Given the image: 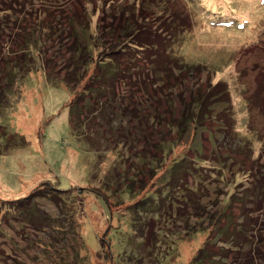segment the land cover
I'll list each match as a JSON object with an SVG mask.
<instances>
[{"label": "rangeland", "instance_id": "rangeland-1", "mask_svg": "<svg viewBox=\"0 0 264 264\" xmlns=\"http://www.w3.org/2000/svg\"><path fill=\"white\" fill-rule=\"evenodd\" d=\"M109 1L74 0L61 4L56 0H0V8L14 5L16 14L11 19L18 21L15 27L12 25L13 35L5 32L9 37L2 34L6 27L0 28V92L5 86L1 78L7 73L6 68L1 67L2 55L10 62L15 54L19 56L22 53V41L16 42L15 38L18 34H24L31 21H37L35 16L39 19L40 15V20L47 17L50 21L58 17L61 20L58 30L63 31L57 37H62V44L56 38L50 41L47 36L42 37L46 42L38 53L37 66L31 67L34 73L8 92L0 109V264H112V258L117 264L120 257L122 264H159V260L165 256L166 264H194L193 260L200 249L208 245L215 253L221 242L229 241H226L228 236L221 240L216 238L224 225V222L218 221L217 212L225 211V207L236 221L234 228L241 223L248 226L247 229L253 227L257 230L264 224L262 197L249 200L238 189L247 180L252 162L258 161V164L264 165V0H168L173 3L167 11L161 1V9L165 11L163 15H159L156 6L158 0H155L141 13V20L146 17L152 20L149 21L152 22L151 28L146 27L155 33L153 36L157 37L159 49L163 51L165 46H173L166 56H160L159 49L158 52L152 50L149 53L155 51L154 54L160 57L166 69L173 73L169 84L179 80L185 82V86H178L176 93L189 88L196 90L198 86L205 94L209 91V85L227 84L229 96L223 98L226 104H218L220 109L216 110L217 114L213 113L214 117L205 121V129L198 131L193 144L202 145V157L203 154L210 158L216 153L223 155L227 152L236 160L231 164L232 169L228 168L222 173L224 177L215 176L219 179L215 188L194 196L199 199L208 193L197 202L198 213L205 211L207 214L204 218L196 219L197 211L190 206L182 211L176 209L173 216L169 215L168 221L149 220L148 229L145 233L143 230L133 235L135 239H132L133 236L129 239V229L125 227L133 206L151 193L162 198L161 204L169 192H174L179 182L190 184L189 173H181V170L175 174L179 180L173 184L163 185L161 179L166 176L176 157L185 155L187 159H193L198 153L190 147L191 142L174 147V152L167 156L159 172L139 178L147 188L136 199L122 198V189L113 192L105 190L104 179L112 174L113 165L122 153L125 155L129 151L136 155L144 152L145 156L161 158V152L153 146H158V142L162 141L158 134L161 127L156 124L152 126V122L147 124L146 117L149 114L161 115L164 125V121H169L171 117L178 118V111L182 108L180 100L174 103L176 93L171 92L168 82L164 87L143 83L141 70L136 67H142L144 61L138 60L137 53L133 51L121 57V72L110 76L108 82L103 84L106 86L105 93L102 90L96 93L101 80L97 77L90 80L95 73H99L95 66L90 68L83 84H74V94L62 83L69 67L70 54L66 45L72 44L67 18L78 14L80 18L84 9L90 14L97 9L93 18V26L96 27L103 17V10H107L105 23L112 27L114 22L120 20V14L115 15L111 7L104 8V2ZM116 1L121 5L124 1V6L134 3V0ZM16 2H20L21 6L16 7ZM136 4L139 2L136 1ZM27 12L32 13L33 18ZM166 12H175L178 31L185 29L191 35L186 38L178 35L173 43L166 29L171 14ZM2 16L1 13L0 21L5 19ZM158 19L164 20V30L156 24ZM55 24L58 25V22ZM102 27L108 28L104 23ZM34 28L36 25L33 23L32 31ZM171 31L170 34H174ZM194 66L200 68L191 69ZM84 88L87 91H83ZM223 88L220 86L217 91ZM81 92L93 105L82 109L79 119H75L77 122L84 121L88 130L89 127L97 129L92 149L89 142L75 136L71 124V103ZM107 95L113 101V106L108 109L107 102L100 117L94 118L92 112L98 105V98L104 99ZM251 96L254 97V111L253 118H248L245 100ZM110 109L118 112L119 116L111 118L107 113ZM234 113L236 122L232 126L231 115ZM124 115L142 116L148 134L154 133L151 135L152 145H146L141 137L134 151H130L129 147L121 148L123 151L117 149V139L111 134L116 133L118 137L124 135L121 138L132 141L140 128V119L121 118ZM121 119L126 120L123 125ZM115 123H118L117 129H113ZM195 129L192 128L193 134ZM125 160L128 161L123 166L125 170L136 166V160ZM189 167L195 168L192 164ZM48 182L59 190H71L66 197L70 200L73 198L74 203L65 206L62 198L57 197L58 201H54L56 196L27 201L33 193L45 189L43 184ZM259 184H264L261 179ZM183 186V182L180 183L179 187ZM260 192L262 196L259 189ZM229 198L233 200L231 206L227 202ZM167 204L164 202L162 207L165 208ZM205 205L206 208H203ZM8 206L12 207L10 211ZM69 211L74 215L71 216ZM244 212L247 218L244 222L239 221ZM49 216L60 223H50ZM233 230H228L230 236ZM141 234L145 237L143 241L138 239ZM128 240L129 250L133 249L136 255L131 258L129 253H124ZM239 240L242 241L241 237ZM254 263L262 264L259 260Z\"/></svg>", "mask_w": 264, "mask_h": 264}, {"label": "trees", "instance_id": "trees-1", "mask_svg": "<svg viewBox=\"0 0 264 264\" xmlns=\"http://www.w3.org/2000/svg\"><path fill=\"white\" fill-rule=\"evenodd\" d=\"M67 3L68 1L74 2V0H56V2ZM79 1V0H78ZM123 1V0H121ZM129 1V0H127ZM136 1L139 2L138 6L136 4ZM155 2V0H134V3L128 4L124 6L119 3V1L116 0H110L109 2H104V8L111 7L115 15L116 13L120 14V20L116 23L114 22L112 24V27H109L111 25L106 24V18L105 14L107 10H103V17L98 22V25L96 27L93 26V18L96 15V10L90 14L88 10H83V13L81 17L79 18V14L76 16L68 17L67 21L70 23V29H71V37L72 40L71 45H66V47H69L67 50H69V67L66 69L68 70L66 72V78H64L62 83L68 86V88L71 90H75L76 88L74 84L81 85L84 83L85 79L88 76L89 70L92 66H95V69L99 70V73L95 76H93L90 80H93L95 77L98 78V80H101L100 88L96 89V93H98L100 90L106 91V86L104 87V83L108 82V79L112 75H118V73L121 72L122 67L120 65L122 56L126 57L129 54H132L133 52L137 53V59L144 61L142 63V67H136L141 70V75L143 78V83L150 82L155 87L157 86H170V89L172 90L173 94L177 92L178 86L181 88L184 85V81L179 80L180 83L175 82L174 84H169L172 80L173 73H171L170 70L166 69L165 65L162 63L160 57L157 54H154L155 51L158 52L159 46L157 37L153 36L155 33L151 30H148L146 26H149L151 28L152 21L150 18H145L141 20V13L146 10V6L150 2ZM160 1V2H158ZM157 3V11L159 12V15L164 14V10L161 9V1L166 9H170V4L173 2H170L168 0H158ZM5 3V1H2ZM20 2H16L17 5H20ZM127 4V3H126ZM7 7V5H6ZM26 8V6H24ZM3 14L4 20L0 21V28H4V31L2 34H6L5 32H9V35H13L12 31V25L15 27V24H17V20L12 21L11 16L16 14V9L14 5H11L7 8H0V14ZM32 18L33 14L27 12ZM166 14H171L169 21L166 23V29H168V35L172 39L173 43L174 40L177 39L178 35H181V37H188L191 34L187 33V31L181 30L178 31V25H177V15H175V12H166ZM108 15V14H107ZM37 21H31L29 28L26 29L24 34H18L16 36V42L19 40L22 41V45L20 46V50L22 51L19 56L17 54L14 55V57L11 59L12 61L8 62L5 55L3 54L2 57V65L1 67L6 68V74L1 78L2 83H4V88L0 92V109L2 106H4L6 96L8 92H11L13 88L22 80H25L28 76H31L32 73H34L31 70V67H36L37 63L39 61L38 59V53L43 50V47L45 46V40L42 38L43 36H47V38L51 41L54 40V38L58 39L59 43L62 44V37L57 38L60 36V33L63 31L58 30V26H60L61 20L59 21L58 17L51 18V21L47 19V17H44L42 20L41 16L39 15V19H37V16H35ZM77 17V18H76ZM86 20H81V19ZM90 18V20H89ZM1 19V17H0ZM55 20L54 22L52 20ZM123 19V20H122ZM40 20V21H39ZM115 21V20H114ZM122 21V22H121ZM29 22V21H27ZM58 22V25L54 23ZM121 22V23H120ZM14 23V24H13ZM33 23L36 25V28L32 31ZM103 23L108 28H104ZM164 20L158 19L156 24L158 26H163ZM28 24V23H27ZM116 24V25H115ZM145 24V25H144ZM170 30L174 32L170 34ZM171 31V32H172ZM166 32V31H165ZM167 33V32H166ZM45 34V35H44ZM9 35L6 34L7 37ZM165 35H160V37ZM177 36V37H176ZM155 38V41L153 39ZM157 41V42H156ZM67 42H65L63 45H65ZM173 46H165L164 50L159 49V55L160 56H166L168 51H172ZM152 50H155L152 54L149 52H152ZM133 51V52H131ZM14 53V52H12ZM158 57V58H157ZM164 65L163 66H161ZM179 64V63H178ZM135 66V65H134ZM200 67H191L193 70H197ZM95 70V72H96ZM131 70V69H130ZM128 72V70H125ZM3 72V71H2ZM3 74V73H2ZM169 80V81H167ZM146 85V84H144ZM87 86V84H86ZM224 86L222 90L217 91L218 87ZM197 86L196 90H192L189 88L188 90H184L181 93H176L175 96L177 97L174 101V103L177 102V100H180L182 108L179 109V117L176 118V116L171 117L169 121H164V125L161 123V120L164 119L161 115H155V114H149L146 117V123L150 124L152 122V126L159 125L161 127V130L158 132L160 134L161 140L158 143V146L155 147L158 152H161V158L158 157H151V156H145L144 152H138L136 155H132L129 151L128 153L124 155L122 153V156L117 157L118 160L113 165L114 171H112V174L107 176V178L104 179L105 185L107 189L105 190L107 192H113L117 189H122V198H130V199H136L138 196H140L147 188V185L145 182L139 181V178L141 176L146 177V175L155 174L154 172L161 169V166L165 163V159L168 155L172 154L174 152V147H180L184 146V144H189L191 142V148L196 150L198 154H195L193 159H187V156L182 155L181 157H176L174 159V164L171 165L168 172L166 173V176L161 179V182L163 185H166L168 183H174V181H178L176 177V173L178 170H181L180 172L189 173L191 177V185L189 182L181 181L179 184L175 187L174 192H169L166 195L165 200L162 202L164 204H167L168 201H170L165 208L161 202V197H157L154 194H150L149 197L138 201L137 204L133 206V212L131 213V217H127L126 223L129 230L127 231L129 235V239L131 236L138 234V232H143L148 229L149 220H165L168 221L169 215H174L175 210L182 211V209H186L188 206L191 208H194L195 211L199 209L198 203L199 199L205 198L207 194L202 195L199 199H195L194 196L197 194L204 192V190H209L211 188H215V186L218 185L216 183L219 179H217L215 176L220 178L223 172H225L226 169L231 167V164L235 162L236 159H233L230 157L227 152L225 154H215L213 157L207 158L204 156L202 157V145L200 144H193L194 138L198 131H202L205 129V121L207 119H212L214 117L213 113H216V110L218 111L220 109V106L218 104L222 105L225 103L224 97L229 96L228 88L226 83H220L217 85H209L208 89L209 91H206L205 94L201 93L200 88ZM91 90V88H89ZM83 91H87L86 88L83 89ZM101 91V92H102ZM93 92V91H92ZM163 93H165L164 89L162 90ZM179 92V91H178ZM217 92V93H216ZM73 93V92H72ZM95 93V92H93ZM74 94V93H73ZM85 93L81 92L78 93V96L76 99L73 100L71 103V124L72 129L74 131L75 136L79 140H86L89 142V146L94 147L95 144V135L96 130L90 128L91 130H95L94 133H92V130H88V126L84 124V121H76V119H79V115L82 113V109L85 107H90L93 105V102L90 101V99L85 98ZM94 95V94H93ZM97 95V94H96ZM164 96H166L164 94ZM99 97V95H98ZM213 102H211L212 98ZM217 99V100H215ZM187 100L188 103H187ZM246 111L248 118H253V111L254 108L252 107V104L254 103V97L251 96L250 98H247L246 100ZM108 102V109L113 106V101L109 99V95L105 97L104 99L98 98V105L95 106L93 109V117L97 118L100 117V114L104 112V109ZM117 104V103H116ZM114 104V105H116ZM167 104H169V101H167ZM226 104V103H225ZM101 105L100 108H98ZM173 104H171L172 106ZM169 106V105H168ZM94 107V106H93ZM170 107V106H169ZM98 108V109H97ZM151 108V105H150ZM106 109V110H108ZM105 110V111H106ZM231 112V109H229ZM109 115H111L114 118H117L119 116V113L114 111L113 109H110L109 112H107ZM232 116V126H234V122H236V115L235 113L231 115ZM142 117V116H141ZM141 117L138 115L136 117H127L124 115V117L121 118H127L131 120H137L139 121V130L136 132V134L133 136L132 141L126 139L124 140L121 138L124 135L117 136L116 133L113 135L111 134V137L117 139V143L115 145H118V148L120 151H123L125 147H129L130 151H134L136 148L137 143L141 139V137L146 141V145L153 144L151 135H154V133L148 134V130L145 128ZM76 118V119H75ZM3 119V118H2ZM121 119L122 123L124 124L126 120ZM166 119V118H165ZM158 121V122H157ZM112 122V121H111ZM163 122V120H162ZM248 122V121H245ZM111 126V125H110ZM118 123H115L113 125V129H117ZM167 127L168 129H165ZM195 127L194 134L192 131V128ZM251 129V128H250ZM150 131V130H149ZM155 132V131H154ZM236 132L239 133V130L236 126ZM1 133V132H0ZM157 133V132H156ZM192 133V134H191ZM141 147V146H140ZM121 148L123 150H121ZM98 151H100L99 148H97ZM252 152V151H251ZM125 159H134L136 160V166L134 168H130L125 170L123 167L125 163L128 161ZM194 165V169H190V165ZM261 164V163H260ZM258 164V161L252 162L251 168L248 170L249 176L247 177V180H245L244 183H241V187H239V191H241V195L243 194L245 198L253 200L256 196L260 199H262V204L264 203V184L262 186L259 184V179H261L264 183V165ZM142 166V167H141ZM141 167V168H140ZM119 171L117 172L116 170ZM233 171V170H232ZM98 172V171H97ZM234 174V173H233ZM97 176V173H94V177ZM155 177L157 175H154ZM225 176V175H224ZM223 176V177H224ZM186 180V178H185ZM184 184V186L181 188L180 183ZM221 182V180L219 181ZM139 185V187L136 190V187ZM41 187V186H40ZM43 187L45 189H42L41 191H36V193H33V195L30 196V199L27 201H32V199L37 198H53L54 201H58V198H62L63 204H71L74 203L73 198L70 200V198H67L66 196L70 195V191H62L58 188L54 187L51 183H44ZM111 188V189H110ZM183 188H186L184 190ZM262 191V196L261 192ZM84 190V189H83ZM237 190V189H236ZM188 193V194H186ZM254 195V196H253ZM129 196V197H128ZM176 198V200H175ZM27 199V198H26ZM243 200V199H242ZM246 200V199H244ZM26 201V202H27ZM248 201V200H246ZM5 202V201H3ZM16 202V201H12ZM230 206L232 205V198H229L227 201ZM11 203V202H7ZM28 203V202H27ZM60 203V201L58 202ZM82 203V201H81ZM83 204V203H82ZM12 207H14L13 204H11ZM59 205V204H58ZM9 210H11V206H8ZM76 207V206H75ZM206 208V205L203 207ZM225 207V211H226ZM220 212L218 215V221L224 222V225L222 226V229L219 231L220 235L217 236L219 240H221L222 237L228 236V239L226 241L228 242H221V246L218 249L217 252L213 253L207 246L205 248L200 249L198 254L195 256L193 263L194 264H255L254 262L256 260H259L262 264H264V224L260 226L261 229H255L251 227V229H247L243 226L241 223H237L235 225V228L233 225L236 223L234 218L230 216V212L228 213V210ZM205 212V211H204ZM198 213L196 212V215L194 216L196 219L198 218H204L206 213ZM69 213H72L69 211ZM176 213V212H175ZM74 215V213L71 214V216ZM247 216L245 215V212L242 213L239 217V221H243L246 219ZM49 221L52 224L60 223L56 218L53 219V217L49 216ZM60 219V218H59ZM172 221V220H171ZM132 223V225H131ZM244 224V223H243ZM140 225V226H139ZM139 227V228H137ZM143 227V228H142ZM233 227V228H232ZM250 227V226H249ZM234 229L232 231V236H230L228 230ZM236 229V231H235ZM45 232V231H42ZM143 233V234H144ZM141 234V236L138 237L139 241L144 240V235ZM230 236V237H229ZM242 239L240 241L239 239ZM230 238V239H229ZM132 239H135L133 236ZM85 242V241H84ZM158 244V243H156ZM126 247H130L129 240L127 243H125ZM156 246V245H155ZM87 247V246H86ZM125 248L124 253H129L130 258L135 255L134 250L129 248ZM88 249V248H87ZM111 249V245H110ZM129 250V252H127ZM112 252L113 249H111ZM126 251V252H125ZM250 252H253L251 255ZM166 257L162 260H159V264H166ZM112 258V257H111ZM112 258V264H115L113 262ZM208 262V263H206ZM121 263V257H120V263Z\"/></svg>", "mask_w": 264, "mask_h": 264}]
</instances>
